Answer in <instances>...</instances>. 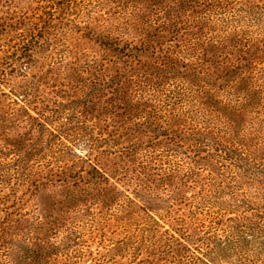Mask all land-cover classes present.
Here are the masks:
<instances>
[{"label":"rangeland","instance_id":"obj_1","mask_svg":"<svg viewBox=\"0 0 264 264\" xmlns=\"http://www.w3.org/2000/svg\"><path fill=\"white\" fill-rule=\"evenodd\" d=\"M179 1L0 0V158L11 163L0 165V264H128L129 216H144L128 206L135 187L155 215L187 210L194 180L164 174L169 154L194 157L198 136L210 139V77L228 72V51L211 54L203 37L215 8L264 0ZM119 6L129 25L162 21L115 33L128 29L107 17ZM259 26L244 31L258 39Z\"/></svg>","mask_w":264,"mask_h":264},{"label":"trees","instance_id":"obj_2","mask_svg":"<svg viewBox=\"0 0 264 264\" xmlns=\"http://www.w3.org/2000/svg\"><path fill=\"white\" fill-rule=\"evenodd\" d=\"M182 1L198 5L207 2ZM118 8L120 11H112L107 17H119L116 22L126 19L128 29L119 33L115 28L118 30L115 33L127 37L133 38V32L134 35L149 34L162 21L157 16L129 25L133 16L126 15L124 7ZM162 17L173 18L168 12ZM210 22L212 26L203 37L204 44H209L208 50L214 55L219 45L228 51L222 63L228 72L212 75L213 83L220 80L219 86L213 85L214 92L206 93L207 104L216 110L211 111L210 139L198 136V141L204 139L208 143L197 141L196 146H191L194 157L183 154L186 157L183 159L177 151L170 153L173 161L169 159L170 167L164 171L181 186L194 180V197H188V204L184 202L187 210L182 209V203H177L169 206L171 211L165 216H158L151 208L140 206L142 187L132 189V196H126L128 206L133 211L141 210L144 216L136 210L130 213L131 233L125 250L128 264H264V55L261 56L264 28L257 34L258 39L244 31L256 24L264 27V4L230 11L215 8ZM193 36L187 34L188 38ZM140 44L145 47V43ZM135 49L138 53L143 51ZM161 85L148 86L150 89L156 86L153 91L160 92ZM209 111L204 108L200 113L207 117ZM211 149L213 153L208 151L206 158L200 157ZM1 162L0 158L4 170L11 165L9 161ZM3 172L7 173L2 170L0 175ZM202 172H207L205 178L201 177ZM1 182L0 179V185ZM142 193L146 197L147 189Z\"/></svg>","mask_w":264,"mask_h":264}]
</instances>
